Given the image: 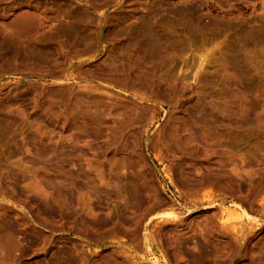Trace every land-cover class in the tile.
<instances>
[{
  "label": "rangeland",
  "instance_id": "rangeland-1",
  "mask_svg": "<svg viewBox=\"0 0 264 264\" xmlns=\"http://www.w3.org/2000/svg\"><path fill=\"white\" fill-rule=\"evenodd\" d=\"M148 23L174 44L142 63L123 47ZM13 32L0 264H264V0H0Z\"/></svg>",
  "mask_w": 264,
  "mask_h": 264
},
{
  "label": "bare ground",
  "instance_id": "bare-ground-1",
  "mask_svg": "<svg viewBox=\"0 0 264 264\" xmlns=\"http://www.w3.org/2000/svg\"><path fill=\"white\" fill-rule=\"evenodd\" d=\"M228 5H230V4H228ZM181 7H182V5H181ZM228 7V6H227ZM231 7V6H230ZM176 8V7H175ZM182 9H185V8H182ZM177 10V9H176ZM176 10H175V12H176ZM178 11V10H177ZM179 13V12H178ZM81 14V13H80ZM79 14V15H80ZM176 14H177V12H176ZM179 15H180V13H179ZM179 15H177V16H179ZM181 15H182V13H181ZM184 15V14H183ZM28 16H29V14H28ZM82 17V16H81ZM180 17V16H179ZM178 17V18H179ZM31 18H33V20L34 21H36V23H38L37 24V30H36V34H40V35H35V36H41V34L42 33H37V31L38 32H40V31H42V24L43 23H41L42 21H40V19L39 18H41V17H38V16H33V17H31ZM178 18H176V19H178ZM181 18V17H180ZM179 18V19H180ZM30 19V18H29ZM81 19H84V18H81ZM42 20V19H41ZM181 20V19H180ZM23 21H24V18H23ZM23 21H20L21 23L23 22ZM28 22V20H25L24 22H23V24L21 25H19V26H21V29H20V34H22V35H28L29 33H30V31H31V29H32V27H31V23H26L25 24V22ZM83 21V20H82ZM29 22H31V21H29ZM76 22V21H75ZM74 22V23H75ZM79 21H77L76 23H77V26H74V25H71L72 27L74 26V27H76V29H78V23ZM199 22V21H198ZM34 23V22H33ZM73 23V24H74ZM75 23V24H76ZM122 23V22H121ZM124 23V22H123ZM17 24V23H16ZM19 24V23H18ZM71 24V23H70ZM113 24H115V23H113ZM15 25V24H14ZM123 25H126V24H123ZM148 25L150 26V29L148 28V27H146V28H144V26L143 27H139V26H137L138 28L135 30V32H133L134 33V35H133V37L132 36H130L131 38L129 39V41L124 45V47L123 48H125V50L127 49H129V48H131L132 49V52L134 51V53H135V55L134 56H136L137 58H139V60L142 62V63H144L145 62V60L149 57L150 59H152L154 62H155V60L153 59L154 57H156V56H159L160 57V55H161V57L163 56L162 54L164 53V54H166V50L167 49H169V46L170 45H172V43H173V41L172 40H170L171 38L168 36H162L163 35V33H162V35H161V32L158 30V33L160 32V34H158L154 29L152 30V27H151V25L148 23ZM36 26V25H35ZM35 26H34V28H35ZM129 26V25H128ZM142 26V25H141ZM203 27L205 26L204 24L202 25ZM48 27V26H47ZM60 27V26H59ZM62 27V26H61ZM124 27H126V26H124ZM135 28H136V26H134ZM238 27H240V25L238 26ZM6 28H7V26H6ZM12 28V27H11ZM10 28V29H11ZM128 28H130V27H128ZM81 29V28H80ZM79 29V30H80ZM241 32L242 31H244L243 30V28L241 27ZM3 30V29H2ZM118 30V29H117ZM157 30V29H156ZM240 30V29H239ZM44 31H51L50 29L49 30H44ZM56 31H60V29L58 30H56ZM63 31V30H62ZM62 31H60V32H62ZM73 31H74V29H73ZM81 31V30H80ZM246 31V30H245ZM244 31V32H245ZM254 31V30H253ZM252 31V32H253ZM59 32V33H60ZM66 32V31H65ZM64 32V33H65ZM76 32V33H75ZM77 32H78V30L77 31H74V33L77 35ZM82 32V31H81ZM118 32H119V30H118ZM237 32H239V31H237ZM240 32V33H241ZM246 32H248V31H246ZM250 32V31H249ZM247 33V35L248 34H250V36H252V34L251 33ZM3 33V32H2ZM14 33V32H13ZM31 33H32V31H31ZM46 33V32H45ZM52 33H55V32H52ZM74 33H72V34H74ZM79 33V32H78ZM121 33H123V32H121ZM126 33V32H125ZM129 33H130V31H129ZM240 33H237V34H239V36H240ZM253 33H255V32H253ZM12 34V33H11ZM10 33L9 34H7V35H5V36H10V37H8L9 39H4L1 43H0V45L3 47V50H4V48H6L7 49V47L9 48V49H14V48H17V46H16V43H18L19 44V42H16L15 41V39H18L17 37L15 38V39H12L13 37L12 36H16V34L14 35V34H12L11 35ZM18 34V33H17ZM43 34H44V32H43ZM42 34V35H43ZM48 34H50V33H48ZM68 34V33H67ZM260 34V33H259ZM31 35V34H30ZM33 35V34H32ZM46 35H47V33H46ZM58 35V34H57ZM56 35V36H57ZM69 35V34H68ZM241 35H243V34H241ZM245 35V34H244ZM246 35V36H247ZM3 36V35H2ZM49 36V35H48ZM52 36V35H51ZM55 36V35H54ZM259 36V35H258ZM24 39V38H23ZM0 41H1V39H0ZM20 41V40H19ZM40 41V40H39ZM38 40H36V39H34V41H28V42H23V44H25V45H23V46H21L22 48H20V50L22 49L23 51L20 53V57L22 58V59H25V60H30V59H32V61L33 60H36L37 59V57H39V55L43 52V50L41 49V47H42V43L41 42H39ZM170 41H172V42H170ZM22 42V41H21ZM174 44V43H173ZM174 46V45H173ZM171 47V46H170ZM2 49V48H1ZM37 49H41L40 51H42V52H40L39 54H38V51L39 50H37ZM130 49V50H131ZM20 50H17V52H19ZM124 51V49H123V51L124 52H126V53H128V51H130V50H128V51ZM170 50H172V48L170 49ZM2 51V50H1ZM0 51V52H1ZM15 51V50H14ZM36 51V52H35ZM120 51V50H119ZM122 48H121V51L120 52H118L119 54H117V55H119V56H122L123 54H122ZM173 51V50H172ZM9 52H10V50H9ZM175 52V51H174ZM5 53V52H4ZM15 53V52H14ZM133 53V54H134ZM170 53H172L171 51H170ZM169 53V54H170ZM6 54V53H5ZM4 54V55H5ZM18 54V53H17ZM17 54H14V56H17ZM38 54V55H37ZM43 54H45V53H43ZM168 54V55H169ZM2 55V54H1ZM9 55H10V53H9ZM12 55V54H11ZM9 56L10 58H8L7 57V55H6V57L8 58V59H11V57L12 56ZM129 55H131V53L129 54ZM3 56V55H2ZM13 56V57H14ZM44 56H46V55H43V57ZM167 56V55H166ZM5 57V56H4ZM20 57H18L19 59H21ZM41 57V56H40ZM47 57V56H46ZM122 57H124V55L122 56ZM136 57H135V59H136ZM235 57V56H234ZM238 56H236V58H237ZM45 58V57H44ZM127 58H129V57H127ZM126 58V59H127ZM148 58V62H150V59ZM166 58V57H165ZM6 59V58H5ZM17 59V58H16ZM43 59V58H42ZM117 59L119 60V58L117 57ZM123 59H125V57L124 58H122V60ZM125 59V60H126ZM161 59V58H160ZM164 59V58H163ZM7 60V59H6ZM120 60H121V58H120ZM234 60H236V59H234ZM234 60L232 61V62H234ZM18 61V60H17ZM21 61V60H20ZM124 61V60H123ZM153 61H151L152 63H153ZM237 62H238V60H236ZM16 62V61H15ZM34 62V61H33ZM117 62V61H116ZM148 62H146V63H148ZM150 62V63H151ZM160 62V61H159ZM17 63H19V62H17ZM117 63H119V62H117ZM137 65H138V63L137 62H135ZM134 63V64H135ZM236 63V62H235ZM239 63H240V61H239ZM119 64H121V63H119ZM238 64V63H237ZM237 64H235V65H237ZM2 65H4L3 63H2ZM17 65V64H16ZM149 65V64H148ZM126 66V65H125ZM124 65H123V67H125ZM146 66H147V64H146ZM149 66H151V65H149ZM148 66V67H149ZM233 66H234V63H233ZM120 66L118 65V68H119ZM135 67H137V69H138V67L139 66H136L135 65ZM152 67V70L154 69L153 67V65L151 66ZM115 68V67H114ZM117 68V67H116ZM121 68V67H120ZM158 68V67H157ZM137 69H135L136 71H135V73L139 70H137ZM239 70H241L240 69V66H239V68H238ZM126 70V69H125ZM150 70V69H149ZM151 70V71H152ZM157 70V69H156ZM115 71V70H114ZM117 71H119L118 69H117ZM122 71H124L123 69H122ZM141 71H143L142 73H145L144 72V70L142 69H140V73H141ZM127 72V71H126ZM130 72V71H129ZM132 73V72H131ZM120 74H121V71H120ZM136 74H139L138 72L136 73ZM122 75H123V73H122ZM125 75V74H124ZM126 75H127V73H126ZM132 75V74H131ZM135 75V74H134ZM140 75V74H139ZM147 75V74H146ZM120 76V75H119ZM142 76H145V75H142L141 74V77ZM148 76V75H147ZM161 76V75H160ZM134 77H138V79H139V76L138 75H136V76H134ZM121 78V77H120ZM131 78V77H130ZM143 78V77H142ZM142 78H141V80H142ZM163 78V77H162ZM124 79V78H123ZM136 79V78H135ZM161 79V78H160ZM165 79H166V77H165ZM181 79V78H180ZM130 80V79H129ZM137 80V79H136ZM145 77L143 78V82H144V84L146 83L145 81ZM178 80V79H177ZM122 81V80H121ZM131 81V80H130ZM147 81V80H146ZM161 81V80H160ZM179 81V80H178ZM181 81L182 80H180V82L179 83H181ZM185 81V80H184ZM117 82H120V81H117ZM123 82H125V81H123ZM123 82H121V83H123ZM135 82V81H134ZM148 82V81H147ZM153 82V81H152ZM175 82H176V80H175ZM174 82V83H175ZM136 83V82H135ZM134 83V84H135ZM138 83H139V81H138ZM154 83V82H153ZM158 83V82H157ZM167 83V82H166ZM165 83V84H166ZM169 83V82H168ZM118 84H120V83H118ZM124 84V83H123ZM159 84H160V82H159ZM162 84V83H161ZM159 85V86H157V88H158V90L161 92V90L163 91L164 89L163 88H161V87H163L162 85ZM176 84V83H175ZM130 85V84H129ZM136 85H138V84H136ZM139 85H140V83H139ZM146 85H147V83H146ZM169 85V84H168ZM121 87H122V85H120ZM135 86V85H134ZM149 86H150V84H149ZM167 86V85H166ZM172 86V85H171ZM175 86V85H174ZM125 87V86H124ZM138 87V86H137ZM151 87V86H150ZM165 87V86H164ZM168 87V86H167ZM128 88V87H127ZM139 88V87H138ZM143 88V87H142ZM142 88H139V89H142ZM166 88V87H165ZM169 88H170V86H169ZM155 90H156V88H154ZM154 90V91H155ZM142 91V90H141ZM140 91V92H141ZM157 91V90H156ZM172 92H174V91H172ZM137 94V93H136ZM144 94H146V93H144ZM144 94H143V96H144ZM167 94V93H166ZM137 95H139V94H137ZM161 95V94H160ZM172 95H173V93H172ZM135 96V95H134ZM138 97V96H137ZM239 105V104H238ZM237 105V106H238ZM199 107V106H198ZM241 108V107H240ZM78 109V108H77ZM110 110H111V108H110ZM110 110H108V113H109V111ZM113 110V109H112ZM111 110V111H112ZM200 110V109H199ZM97 111V110H96ZM203 111H205V109H203ZM103 112V111H102ZM113 112H114V110H113ZM238 112V111H237ZM104 113V112H103ZM102 113V114H103ZM112 113V112H111ZM110 113V114H111ZM240 113V112H239ZM106 113H104L103 115H105ZM186 114H188V111L186 112ZM109 115V114H108ZM189 115V114H188ZM96 116H97V113H96ZM118 116V115H117ZM116 116V117H117ZM195 116V115H194ZM107 117V116H106ZM111 118V117H110ZM192 118V117H191ZM238 118V117H237ZM179 119V118H178ZM201 119V118H200ZM199 119V120H200ZM207 119V118H206ZM209 119V118H208ZM207 119V120H208ZM239 119H241V117H239ZM176 120V119H175ZM195 120V119H194ZM198 120V119H197ZM204 120V119H203ZM89 121V120H88ZM176 121H178V120H176ZM196 121V120H195ZM200 121H202V119L200 120ZM209 121H210V119H209ZM242 121V120H241ZM12 122V121H11ZM180 121H178V123H179ZM182 122V121H181ZM180 122V123H181ZM194 122V121H193ZM208 121H205V122H202L203 124H204V126H203V124H202V126L203 127H205V126H207L205 123H207ZM211 122H213V121H211ZM211 122L210 123H207L208 125L209 124H211ZM7 123V122H6ZM10 123V121L8 122V124ZM174 123H177V122H174ZM177 123V124H178ZM183 123H185V122H183ZM200 123V122H199ZM239 123H240V121H239ZM238 123V124H239ZM5 124V123H4ZM8 124H6V125H8ZM92 124V123H91ZM90 124V125H91ZM182 124V123H181ZM196 124V123H195ZM241 124V123H240ZM3 125V124H2ZM88 125V124H87ZM183 125V124H182ZM4 126V125H3ZM9 126H12V124L11 125H9ZM74 126V125H73ZM241 126L242 125H240V128H241ZM5 127V126H4ZM7 127V126H6ZM6 127H5V130H6ZM77 127V126H76ZM108 128H110L109 126H107ZM112 127V126H111ZM122 127V126H121ZM184 127H186V126H184ZM183 127V129H185ZM232 127V126H231ZM230 127V128H231ZM75 128V127H74ZM86 128H87V126H86ZM85 128V129H86ZM99 128V127H98ZM112 128H114V127H112ZM199 128V127H198ZM201 128V127H200ZM199 128V129H200ZM239 128V129H240ZM76 129V128H75ZM82 129H83V127H82ZM97 129V128H96ZM232 129H234V128H232ZM237 129V128H236ZM123 130V129H122ZM202 130V129H201ZM83 131H84V129H83ZM109 131V130H108ZM113 131V130H112ZM197 131V130H196ZM196 131H195V133H196ZM200 131V130H199ZM2 132H3V129H2V126L0 125V137L2 136ZM122 132V131H121ZM169 132V131H168ZM167 132V133H168ZM171 133V132H170ZM164 134V133H163ZM174 134H176L175 132H174ZM196 134H198V131H197V133ZM167 135V134H166ZM172 135H173V133H172ZM165 136V135H164ZM176 136H178V135H176ZM179 137V136H178ZM196 137H198V138H200L199 137V135L197 136L196 135ZM3 138V137H2ZM2 138H0V140L2 139ZM135 138V137H134ZM133 138V139H134ZM164 138V137H163ZM170 138H171V136H170ZM175 138V137H174ZM180 139V138H179ZM201 139V138H200ZM70 140V139H69ZM164 140V139H163ZM132 141V140H131ZM135 140H133V142H134ZM169 141V140H168ZM3 142V141H2ZM136 142V141H135ZM10 144V143H9ZM7 145H8V143H7ZM130 145V144H129ZM11 146V145H10ZM15 146H14V143H13V148H14ZM11 148H12V146H11ZM13 148H12V152H13ZM17 148V147H16ZM130 148H132L131 147V145H130ZM14 150H16V149H14ZM20 150V149H19ZM40 151H42V150H40ZM16 152V151H15ZM15 152H13V153H15ZM37 152V151H36ZM39 152V151H38ZM43 152V151H42ZM45 152V151H44ZM40 153V152H39ZM39 153H38V155H39ZM62 153V152H61ZM35 154H37V153H35ZM42 154V153H41ZM65 156V155H64ZM41 157H42V155H41ZM65 158H66V156H65ZM60 160V159H59ZM59 162H61V161H59ZM64 162V161H63ZM56 164V163H55ZM60 164V163H59ZM121 167H122V165H121ZM121 167H119V169L121 168ZM124 167V166H123ZM116 170H117V168L116 167H114ZM113 168V169H114ZM111 169V168H110ZM123 169V168H122ZM121 170V169H120ZM120 176V175H119ZM121 177H125V176H121ZM223 177V176H222ZM118 179H120V178H118ZM117 178H116V181L118 180ZM129 179V178H128ZM127 180V179H126ZM65 182V181H64ZM128 182V181H127ZM129 182L130 183H127V184H130V185H132L131 183H132V181H130L129 180ZM71 183V182H70ZM61 184H63V183H61ZM123 184V183H122ZM125 184V183H124ZM129 185V186H130ZM134 185V184H133ZM132 185V186H133ZM124 186V185H123ZM73 187V186H72ZM131 187V186H130ZM129 187V188H130ZM133 187H135V185L133 186ZM117 188V187H116ZM129 188H128V190H129ZM70 190V189H69ZM115 190V189H114ZM131 190V189H130ZM67 191V190H66ZM116 191V190H115ZM125 191V190H124ZM127 191V190H126ZM134 192V191H133ZM132 193V192H131ZM137 193V192H136ZM136 193H135V195H136ZM140 193V192H139ZM67 194H69V193H67ZM116 194V193H115ZM115 194H114V196H115ZM132 194H134V193H132ZM63 195V194H62ZM127 195V194H126ZM120 196V195H119ZM122 196V195H121ZM138 196V195H137ZM142 197V196H141ZM65 198V197H64ZM121 199L123 198V196L122 197H120ZM127 198V197H126ZM139 198H140V196H139ZM120 199V200H121ZM124 199V198H123ZM122 199V200H123ZM121 200V201H122ZM125 200V199H124ZM123 200V201H124ZM140 199H138L137 201H139ZM127 201V200H126ZM139 204L140 203H142L141 201L140 202H138ZM144 203V202H143ZM126 205H127V203H126ZM136 205V204H135ZM143 205V204H142ZM141 206V205H140ZM48 207V206H47ZM132 207V206H131ZM130 207V208H131ZM137 207V206H136ZM123 208H124V206H123ZM129 208V209H130ZM133 208V207H132ZM129 209L127 210V211H129ZM124 210H126V209H124ZM123 210V211H124ZM43 211V210H42ZM53 212V211H52ZM53 214V213H52ZM49 216V215H48ZM118 222H120L119 220H118ZM122 223V222H121ZM124 224V223H123Z\"/></svg>",
  "mask_w": 264,
  "mask_h": 264
}]
</instances>
